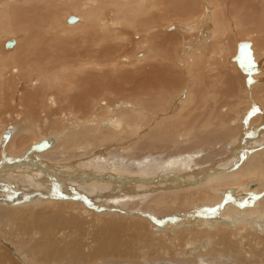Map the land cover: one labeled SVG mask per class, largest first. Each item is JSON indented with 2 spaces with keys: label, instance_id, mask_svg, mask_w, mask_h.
Masks as SVG:
<instances>
[{
  "label": "bare ground",
  "instance_id": "1",
  "mask_svg": "<svg viewBox=\"0 0 264 264\" xmlns=\"http://www.w3.org/2000/svg\"><path fill=\"white\" fill-rule=\"evenodd\" d=\"M184 26L214 54L180 46ZM115 83L135 87L116 105ZM7 113L0 264H152L179 247L189 264H264V0H0V127Z\"/></svg>",
  "mask_w": 264,
  "mask_h": 264
},
{
  "label": "rangeland",
  "instance_id": "2",
  "mask_svg": "<svg viewBox=\"0 0 264 264\" xmlns=\"http://www.w3.org/2000/svg\"><path fill=\"white\" fill-rule=\"evenodd\" d=\"M68 22H69V20H68ZM184 28L185 29H187L188 31L187 32H185L183 35H180V36H182V37H180L179 38V40H180V46L182 45V44H185V45H188V46H191V47H193V51H198L199 49H201V50H203V52H204V54L206 53V54H210V55H212V54H214V49H215V45L214 44H212V42H213V38H214V36L212 37V38H208L206 41L205 40H203V41H200L198 38H196L197 37V34L195 33V31H193V30H191L189 27H187V26H184ZM121 35V34H120ZM157 35H158V33L157 34H153V35H151V36H149V38L151 39V40H153V39H155L156 37H157ZM159 35H160V33H159ZM229 44H230V42H229V40L224 44V46L225 47H228L229 46ZM140 49L137 45H134V48L132 49V52H131V54H133L132 56L133 57H136L135 55H137V52L136 51H141V50H138V49ZM136 49V50H135ZM225 50V49H224ZM224 50L222 51L223 52V55H224ZM125 52H126V54H125ZM127 54H129V53H127V51H123V52H121L120 53V57L122 58V60L121 61H119V63H120V65H123V68H125V69H127V68H132V65L134 66V63L135 62H128V61H126L125 60V58H127L128 56H126ZM130 55V54H129ZM126 56V57H125ZM132 57V58H133ZM124 62H125V64H124ZM129 64V66L127 67V65L126 64ZM136 64V63H135ZM153 65H154V62H149L147 65H146V67L145 68H147V67H151V68H153ZM131 66V67H130ZM119 68H121V67H119ZM157 70H161V69H163V66L162 67H160V66H156L155 67ZM39 72V71H38ZM162 81H164L165 82V84L166 85H168L169 86V90H170V95L171 96H179L182 92H183V86H182V84H183V79L181 78V77H179V79H178V81H174V80H171V79H168V78H166V77H162ZM231 83H232V81H230ZM118 85H123L124 87H128L129 89H126V88H124V92H122V93H120L119 95H117L116 97H112L113 99H114V103H115V105H116V103H118V101L119 100H122V99H124V97H125V95L124 94H129L127 91L128 90H130V89H132V90H134L135 89V87H133V86H126V85H124V84H122V83H115V84H113V87H115V86H118ZM235 90V89H234ZM234 90H226V89H223L222 90V95H224L225 96V99H228V98H232V96L230 95V92H232V91H234ZM223 92H229V93H223ZM124 93V94H123ZM35 93L33 92V93H31V95H34ZM123 94V95H122ZM56 96V100L58 101V102H61V96L60 95H55ZM59 97V98H58ZM121 97V98H120ZM187 98V97H186ZM47 99H49V95H46V100ZM118 100V101H117ZM56 111H58V109L57 110H53V109H50V108H47V107H45V108H41L40 109V113H41V115H42V117H44V119L45 118H48L49 119V122H48V127H44V130L45 129H48V128H51V129H56V126H55V124L52 122V119L53 118H56L57 117V115H56ZM25 113H23V116L25 117L26 115H24ZM51 115L50 117H46L47 115ZM4 120H6V122L4 121V123L2 124V126L0 127V130L2 129V127L4 128V126H5V128H7V126H11L12 127V125H13V127H15L16 129L18 128V119H16L15 117H14V115H12V116H10V113H7V114H5L4 115ZM24 121V120H23ZM14 123H16V124H14ZM4 130V129H3ZM8 132H6L5 134H7ZM136 136V135H135ZM210 154V152H205L204 154H203V156H206V155H209ZM223 211H225V210H223ZM223 211H221L220 212V214L218 215V217L216 218V220H218V221H227V219H229L230 218V216H224L223 214H222V212ZM182 212V211H181ZM240 215H242V214H240ZM224 216V217H223ZM242 217H246V216H244V215H242ZM254 220H258V219H254ZM92 222V223H91ZM85 225H86V230H85V234H84V238H81L82 236H81V234L80 233H76V234H73L72 236H71V234L69 235V232H70V230L69 229H67V230H65V231H63V233H65V235H67V237H66V241L65 240H62V241H60L59 242V245H60V247H63V246H67L69 249H71L72 248V246H73V242H77L78 241V239H80L81 240V244L79 243V246L80 245H82V247L84 248V251H87L88 253L89 252H91L90 250L92 249V248H90V242L92 241V239H93V237H92V235H93V229L94 228H96L98 225H99V223H97L94 219H93V217H91V216H88L87 218H86V220H85ZM259 227H261V225H259L258 226V228ZM1 230V229H0ZM262 234V233H261ZM4 236V235H3ZM2 236V238L3 239H5V237H3ZM40 235L38 234L37 236H36V238L37 237H39ZM58 237L60 238V239H63V237H60L59 235H58ZM59 239V240H60ZM79 240V241H80ZM244 241H245V239H243ZM64 241V242H63ZM61 243V244H60ZM93 243V242H92ZM13 246V245H12ZM81 247V248H82ZM245 247H248V245H245ZM82 248V249H83ZM189 249V247L188 248H184V247H179L178 248V250H177V254L176 253H166V255H161L160 254V256H164V257H154V259H152L153 257H148V259L146 260V261H148V262H150V263H161V264H189L188 262H187V260H188V258L190 257V255H188L186 252H187V250ZM146 250H148V249H146ZM145 250V251H146ZM135 251H136V253L135 254H140V250L138 249V248H136L135 249ZM0 252H4V250H1ZM141 253H144V251H141ZM182 253V254H181ZM249 256H251V255H249ZM171 257H173V258H171ZM192 257V256H191ZM157 258V259H156ZM176 258V259H175ZM179 258V259H178ZM192 258H194V256L192 257ZM109 259H110V257H104V259L102 260V261H98V262H110L109 261ZM137 259V260H136ZM142 259V260H141ZM150 259V260H149ZM166 259V260H165ZM161 260V261H160ZM170 260V261H169ZM179 260V261H178ZM181 260V261H180ZM93 261H96V259L95 260H93ZM132 261H134V262H146L145 261V259L143 260V258L141 257V258H134V259H132ZM174 261V262H173ZM8 263H9V261H7ZM152 263V264H153ZM225 264V263H224Z\"/></svg>",
  "mask_w": 264,
  "mask_h": 264
},
{
  "label": "water",
  "instance_id": "3",
  "mask_svg": "<svg viewBox=\"0 0 264 264\" xmlns=\"http://www.w3.org/2000/svg\"><path fill=\"white\" fill-rule=\"evenodd\" d=\"M77 20V17H75V16H71L70 18H69V22H75ZM14 44V42L13 41H9V42H7V45L8 46H12ZM242 66H244L245 67V65H242ZM48 146V143L44 140V141H42V142H40L39 144H37L36 145V147L38 148V149H43V148H46Z\"/></svg>",
  "mask_w": 264,
  "mask_h": 264
}]
</instances>
